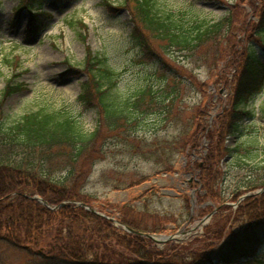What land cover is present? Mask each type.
<instances>
[{"label": "trees", "instance_id": "obj_1", "mask_svg": "<svg viewBox=\"0 0 264 264\" xmlns=\"http://www.w3.org/2000/svg\"><path fill=\"white\" fill-rule=\"evenodd\" d=\"M102 2L109 10L128 9L133 41L143 57H155L151 63L160 81L156 85L147 83L129 97L119 98L112 91L116 85L114 71L104 56L85 45L81 67L68 63V73L79 70L87 74L81 84L79 103L84 109L96 112L97 122L92 131L85 130L78 119L60 111L28 112L5 126L0 117V264H15L11 257L17 256L26 258L21 264H264V257L256 252L264 239V192L249 196L243 202L235 213L243 214L242 219L233 218L239 230L230 233L228 240L216 244L223 237L224 225L213 229L208 224L206 232L212 231L214 242H205L204 247L197 249H177L166 257L151 250L150 239L122 230L109 219L75 203L92 205L91 200L96 198L95 193L82 187L88 169L98 160L112 158L120 164L123 178H118L120 184L112 187L127 188L151 176L131 168L138 178L128 181L131 160L140 158L152 163L155 175L172 173L180 155L204 148L202 160L193 164L198 179L194 184L200 186L196 193L199 202L221 197V182L227 173L222 160L228 155L236 166L252 165L249 171L254 172L237 185L233 198L244 188L264 186V156L260 158L264 145L258 146L257 139L247 146L240 141L246 132L256 138V115L264 118V104L257 109L254 106L256 98L264 93V2L252 39L247 41L243 52L239 51L242 60L233 59L239 78L228 106L216 115L210 126L204 122L208 110L206 101L203 107L197 102L183 103L187 90L203 92L204 97L206 84H194L192 78L182 77L175 70L186 69L196 50L230 33L232 12L210 22L188 20L183 12L169 9L158 0H121L119 5L109 0ZM40 3L41 0H18L14 7L16 14L21 10L28 13L30 32L43 26L38 16L48 15L40 9ZM75 23L82 29L85 26L80 20ZM78 34L83 37L82 32ZM17 60L15 56L14 66ZM20 87L21 84L7 83L2 96ZM146 119H150L147 122L153 129L141 134L140 122ZM102 134H105L103 141L99 142ZM230 137L237 138L232 146L227 145ZM102 178L106 183L114 182L105 174ZM33 194H39L51 206H59L68 199L72 202L52 210L30 198ZM134 208L131 203L122 206L119 220L137 230L159 231L158 225L143 223L141 212H135ZM224 209L229 206L223 204L217 208ZM57 214L62 217L58 220L60 224L50 230ZM74 225H81L82 229L71 230L70 226ZM88 225H91L89 230L85 229ZM112 240L123 251L100 253L101 248L112 249L109 247ZM175 246L170 249L175 250Z\"/></svg>", "mask_w": 264, "mask_h": 264}, {"label": "rangeland", "instance_id": "obj_2", "mask_svg": "<svg viewBox=\"0 0 264 264\" xmlns=\"http://www.w3.org/2000/svg\"><path fill=\"white\" fill-rule=\"evenodd\" d=\"M109 1L113 5H119L121 2V0ZM158 2L176 12H183L188 20L214 22L226 13L233 14L230 33L196 50L186 69L175 70L182 77L192 78L194 84L196 82L206 84L207 92L204 93V97L203 92L199 94L194 90H187L186 95L183 96V103L191 105L197 102L203 107L206 101L208 110L204 122L210 126L216 115L228 106L230 94L239 78L238 70L234 64L232 65L233 59L239 57V51L243 52L247 41L252 39L254 26L259 19L258 12L264 0H158ZM0 3V117L4 126L12 124L25 113L45 110L60 111L62 114L75 117L85 130L92 131L97 122L96 112L94 109H84L79 103L81 84L87 74L79 70L68 73V63L81 67L85 45L92 52L104 56L106 64L114 71L116 85L112 91L119 98L129 97L147 83L156 85L160 81L151 63L155 57L147 59L143 57L133 41L131 36L133 23L126 8L109 10L102 0H41L40 9L48 15L38 16L43 26L30 32L27 26L28 13L24 10L17 14L15 12L14 7L18 0H0ZM77 20L85 24L83 29L75 23ZM78 32H82L83 37ZM15 56L18 60L14 66ZM239 58L242 60V56ZM7 83L11 86L21 84V87L2 96ZM261 103L264 104V93L254 101L255 108ZM189 114L187 112V116ZM147 120L150 119L140 122L141 134H146L143 131L150 133L153 129ZM255 120L256 138L246 132L247 134L240 139L244 146L254 144L256 139L258 146L259 143L261 147L264 145V118L257 114ZM104 135L98 138L99 142L103 141ZM236 139L230 137L227 145H234ZM204 143H207L206 137ZM204 153L205 148L203 151L183 153L177 159L174 172L158 175L154 174L152 163L140 158L131 160L126 175L128 181L138 178L134 176L131 168L151 176L140 184L118 189H114L112 184H120L117 179L123 178L121 165L112 158L98 160L88 169L82 190L97 195L91 200L90 206L103 214L119 219L122 216L119 209L131 203V206L135 207V212H141L140 218H143V223L149 226L158 225L160 228L159 231L148 233L176 234L177 239L164 242H155L148 238L152 242L151 250L162 253L163 257L177 249L204 247L205 242L214 240L212 231L206 232L208 224L209 226L211 224L213 229L224 225L223 237L215 242L221 243L239 230L237 227L239 224L233 218H236L235 213L243 202L249 196L264 192L260 191L264 190V186L254 189L244 188L233 198L232 192L237 185L254 172L249 171L252 165L247 168L236 166L228 155L222 160L223 169H226L227 173L221 182V197L216 201L205 199L199 202L196 198L198 186L194 184L197 181V169L193 164L194 161L200 162ZM191 154H193L192 158ZM263 156L264 154H261L260 158ZM190 166V170H187ZM103 174L107 175L109 181L114 182L106 183L102 178ZM255 176L256 174L252 177ZM244 195L246 196L242 198ZM32 196L42 198L39 194L30 197ZM70 201L63 200L60 205L64 206ZM223 204L229 206V209L213 211L215 206L220 207ZM48 205L52 210L60 207L59 205L53 208ZM228 214L231 215L229 219L226 217ZM242 215L237 216L236 219H242ZM56 217L57 221L52 222L50 230L60 224L58 220L62 219L61 215L57 214ZM66 221L65 217V225H67ZM67 227L64 228L65 231ZM90 227L91 225H88L85 229L89 230ZM79 228L81 230L82 226H70L73 231H78ZM181 231L186 233H178ZM170 246H175L176 249L172 250ZM109 247L112 249L101 248L100 253L123 251L122 246L114 243V240ZM257 249L264 255V240ZM11 260L15 264H21L26 258L17 256L11 257Z\"/></svg>", "mask_w": 264, "mask_h": 264}, {"label": "water", "instance_id": "obj_3", "mask_svg": "<svg viewBox=\"0 0 264 264\" xmlns=\"http://www.w3.org/2000/svg\"><path fill=\"white\" fill-rule=\"evenodd\" d=\"M260 191H264V190H260ZM245 196L246 195H244L242 198H244ZM32 198L37 199L40 202H42L43 204L48 205L46 200L42 199L41 197H38V196H34L33 197L32 196ZM77 204L80 205V206L85 207L87 210H90V211H92V212H94V213H96V214H98L100 216H105L106 218L110 219L113 222L114 225L119 226V227H121L122 229H124L126 231H129L131 233H134V234H137V235H140V236H143V237L150 238V239L154 240L155 242H164L166 240L177 239L176 238V234H173V235H170V234L169 235H159V234H154V233H148V232L135 230V229L123 224L121 221H119V219H116L113 216H107V215L97 211L94 207H92L90 205H87V204H85L83 202H77ZM57 207L58 206H55L53 208H57ZM209 215H211V214H209ZM178 233L184 234V233H186V231H181V232H178Z\"/></svg>", "mask_w": 264, "mask_h": 264}]
</instances>
